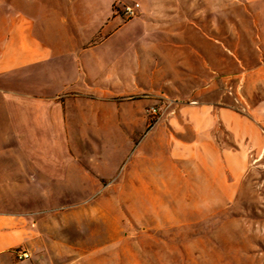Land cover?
Returning a JSON list of instances; mask_svg holds the SVG:
<instances>
[{
    "label": "rangeland",
    "instance_id": "1",
    "mask_svg": "<svg viewBox=\"0 0 264 264\" xmlns=\"http://www.w3.org/2000/svg\"><path fill=\"white\" fill-rule=\"evenodd\" d=\"M56 1L63 10L65 0ZM50 3L0 0V14L33 16ZM260 3L114 0L95 41L112 35L104 52L121 79L54 98L64 127L52 185H35L45 180L8 155L17 146L4 143L0 109V217L19 218L32 234L28 258L10 249L0 262L264 264V166L252 162L232 192L213 184V162L179 157L195 142V123L217 108L254 117L264 103ZM125 5H138L134 16ZM215 127L219 146L233 147Z\"/></svg>",
    "mask_w": 264,
    "mask_h": 264
},
{
    "label": "crops",
    "instance_id": "2",
    "mask_svg": "<svg viewBox=\"0 0 264 264\" xmlns=\"http://www.w3.org/2000/svg\"><path fill=\"white\" fill-rule=\"evenodd\" d=\"M65 1L63 10L58 1L50 0L49 7L41 4L33 16L21 12L12 15L10 11L0 14V82L6 85L0 87V109L4 129L9 130L4 143L17 146L9 149L8 155L18 154L26 167L45 180L35 184L40 187L58 179L57 145L64 120L62 107L54 98L63 92L84 97L92 91L91 82L121 79L116 62L108 65L104 52L112 35L95 41L110 22L114 0ZM260 2L262 9L264 0ZM198 112L204 116L209 110ZM251 112L254 117L229 107L217 108L210 121L195 123V142L185 144L179 157L213 162L218 174L213 184L236 192L252 162L264 166V103L255 105ZM215 120L233 147L219 146ZM27 225L19 218L0 217V256H8L5 252L10 249L12 254L19 249L31 255L32 234ZM9 262L10 258L0 263Z\"/></svg>",
    "mask_w": 264,
    "mask_h": 264
},
{
    "label": "built area",
    "instance_id": "3",
    "mask_svg": "<svg viewBox=\"0 0 264 264\" xmlns=\"http://www.w3.org/2000/svg\"><path fill=\"white\" fill-rule=\"evenodd\" d=\"M137 7H138V5H133V6L125 5V6H122L121 9H122L125 17L129 18V17L134 16L135 10ZM151 112L154 114L155 110L152 109ZM17 256H18V258H28L29 254L27 251H19Z\"/></svg>",
    "mask_w": 264,
    "mask_h": 264
}]
</instances>
